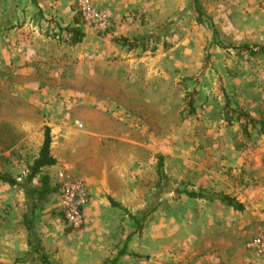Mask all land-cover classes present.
<instances>
[{
	"label": "rangeland",
	"instance_id": "rangeland-1",
	"mask_svg": "<svg viewBox=\"0 0 264 264\" xmlns=\"http://www.w3.org/2000/svg\"><path fill=\"white\" fill-rule=\"evenodd\" d=\"M74 2L0 0V264H264V0H89L103 32ZM60 173L80 230L42 192Z\"/></svg>",
	"mask_w": 264,
	"mask_h": 264
},
{
	"label": "built area",
	"instance_id": "built-area-1",
	"mask_svg": "<svg viewBox=\"0 0 264 264\" xmlns=\"http://www.w3.org/2000/svg\"><path fill=\"white\" fill-rule=\"evenodd\" d=\"M74 10L80 21L89 27L103 32L111 26L109 19L97 12L89 0H75ZM55 196L65 226L70 230L82 229L85 225L84 210L90 200L84 180L60 173L57 176ZM244 249L249 254L264 257V223L255 235L245 241Z\"/></svg>",
	"mask_w": 264,
	"mask_h": 264
},
{
	"label": "trees",
	"instance_id": "trees-1",
	"mask_svg": "<svg viewBox=\"0 0 264 264\" xmlns=\"http://www.w3.org/2000/svg\"><path fill=\"white\" fill-rule=\"evenodd\" d=\"M71 41L72 43H80L82 39L84 38V34L78 30H71ZM261 52L264 53V48L261 49ZM247 123H251L250 120L247 121ZM254 123V122H253ZM255 124V123H254ZM264 127V125H262ZM51 136H50V130L48 128H45L44 134H43V142L40 147L37 159L34 161L33 165L29 168L30 174L27 177V182H31L34 178H36L43 169L54 167L56 165V160L51 156ZM0 181L4 184H7L11 187L18 186V182L7 176V175H0ZM42 186V192L44 195L52 194L54 195L56 193V186L49 189L48 183L49 180L47 177H44L41 181ZM190 198L195 199H203L201 195L196 193H187L186 194ZM221 203H224L227 207L232 208L236 212L242 211V206L239 204H236V202L225 196L221 200Z\"/></svg>",
	"mask_w": 264,
	"mask_h": 264
}]
</instances>
